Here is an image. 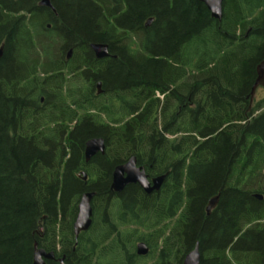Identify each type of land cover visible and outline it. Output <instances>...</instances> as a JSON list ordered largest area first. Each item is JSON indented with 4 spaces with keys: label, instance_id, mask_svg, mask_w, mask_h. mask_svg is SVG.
I'll list each match as a JSON object with an SVG mask.
<instances>
[{
    "label": "trees",
    "instance_id": "16d2710c",
    "mask_svg": "<svg viewBox=\"0 0 264 264\" xmlns=\"http://www.w3.org/2000/svg\"><path fill=\"white\" fill-rule=\"evenodd\" d=\"M52 3L0 0V264H33L35 243L65 264H183L197 243L201 264H264V0H225L221 21L199 0ZM132 156L168 174L159 192L112 190Z\"/></svg>",
    "mask_w": 264,
    "mask_h": 264
},
{
    "label": "water",
    "instance_id": "95a60500",
    "mask_svg": "<svg viewBox=\"0 0 264 264\" xmlns=\"http://www.w3.org/2000/svg\"><path fill=\"white\" fill-rule=\"evenodd\" d=\"M204 3L208 10L211 12V16L218 21H221L223 18V8L225 0H199ZM41 6L52 7L51 0H40ZM153 22V18L149 19L146 23L147 26L151 25ZM51 26V25H49ZM2 45L0 47V57L3 54ZM92 50L95 53V56L98 59L110 57V49L109 45L106 43H93L91 45ZM73 50L71 49L68 53V58L72 56ZM115 57V56H114ZM257 80L252 89V95L256 89L260 86H264V59L257 67ZM98 93L102 92V83L99 82L97 84ZM106 142L103 137H94L89 139L85 145V159L86 162H89L94 156L97 154H105L106 152ZM83 180L88 179V175L85 171H82L79 174ZM168 174H163L159 176L153 177V179L149 180V175L146 173L143 167L137 166V158L135 156L130 157L125 163L120 164L115 167L112 175V185L111 188L113 191L119 193L122 192L126 186L130 184H139L141 188L148 194H151L154 191H159L162 188V185L165 183ZM94 192H86L82 195L79 204H78V214L76 220L74 222V231L76 237H78L79 233L82 231H87L90 229L93 222V208H92V200L94 197ZM220 194L214 196L210 199L209 205L207 206V212L210 211L217 205L219 201ZM256 196L260 199L263 198L262 195L256 194ZM137 253L140 256H145L150 253L149 246L140 241L137 244ZM54 252H47L45 249L40 248L38 244H35L34 258L33 264H46V259L54 258ZM201 252L199 249V243L196 244L193 250H191L184 258L183 264H201ZM62 264L63 260H61Z\"/></svg>",
    "mask_w": 264,
    "mask_h": 264
},
{
    "label": "flooded vegetation",
    "instance_id": "af4514ba",
    "mask_svg": "<svg viewBox=\"0 0 264 264\" xmlns=\"http://www.w3.org/2000/svg\"><path fill=\"white\" fill-rule=\"evenodd\" d=\"M51 2H52V0H51ZM49 8H51L53 11H56L55 10V8H54V6H53V3H52V7H49ZM98 88V87H97ZM102 89V88H101ZM102 92H103V90H102ZM102 92H100V93H98V94H101ZM174 136H169V138H173ZM161 146L163 147L164 146V144H163V142H161ZM136 157V156H135ZM137 158V157H136ZM137 166L138 167H143L144 168V170L146 171V173L148 174V169L149 168H151V167H149V165H146V164H142V163H140L139 161H138V158H137ZM152 166V165H151ZM149 175V174H148ZM153 179V177H151L150 175H149V180L151 181ZM131 185V184H130ZM133 185H138V186H140L139 184H133ZM164 185V184H163ZM163 185H162V187H163ZM140 188H141V186H140ZM160 191V190H159ZM159 191H154V192H159ZM154 192H152V193H154ZM73 228H74V226H73ZM44 233H45V230H44V227H42L41 228V236H43L44 235ZM80 234V233H79ZM74 235H75V231H74ZM79 236V235H78ZM75 237H76V235H75ZM76 238H78V237H76ZM36 244V243H35ZM40 248H42V247H40ZM61 247L60 246H58L57 247V250H46L47 252H54V258H52V259H46L45 258V261H46V264H48V262H50L51 264L52 263H59V264H62V262H61V260H63V263H64V261H65V259L67 258V254H61L60 252H61V249H60ZM44 249V248H43ZM74 250V249H73ZM34 251H35V247H34ZM142 257H147V255H145V256H142ZM33 258H34V255H33ZM65 264V263H64ZM142 264H144V263H142ZM146 264V263H145Z\"/></svg>",
    "mask_w": 264,
    "mask_h": 264
},
{
    "label": "rangeland",
    "instance_id": "374dc122",
    "mask_svg": "<svg viewBox=\"0 0 264 264\" xmlns=\"http://www.w3.org/2000/svg\"><path fill=\"white\" fill-rule=\"evenodd\" d=\"M156 97H159L161 100L164 98V94L160 91H157L156 92ZM264 98V86L263 85H260L255 93H254V97H253V101H252V104H255L258 100H261ZM143 263H148V264H151L152 263V260L151 259H145V260H142Z\"/></svg>",
    "mask_w": 264,
    "mask_h": 264
},
{
    "label": "bare ground",
    "instance_id": "6f19581e",
    "mask_svg": "<svg viewBox=\"0 0 264 264\" xmlns=\"http://www.w3.org/2000/svg\"><path fill=\"white\" fill-rule=\"evenodd\" d=\"M209 205V204H208Z\"/></svg>",
    "mask_w": 264,
    "mask_h": 264
}]
</instances>
